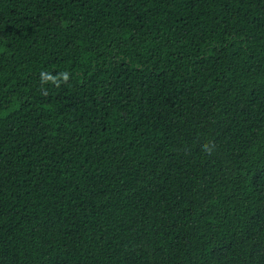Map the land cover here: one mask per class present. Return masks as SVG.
<instances>
[{
	"label": "trees",
	"instance_id": "1",
	"mask_svg": "<svg viewBox=\"0 0 264 264\" xmlns=\"http://www.w3.org/2000/svg\"><path fill=\"white\" fill-rule=\"evenodd\" d=\"M0 264H264V0H0Z\"/></svg>",
	"mask_w": 264,
	"mask_h": 264
}]
</instances>
